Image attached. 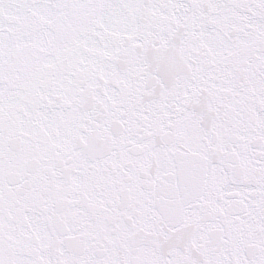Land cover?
<instances>
[{"label":"snow or ice","instance_id":"1","mask_svg":"<svg viewBox=\"0 0 264 264\" xmlns=\"http://www.w3.org/2000/svg\"><path fill=\"white\" fill-rule=\"evenodd\" d=\"M0 264H264V0H0Z\"/></svg>","mask_w":264,"mask_h":264}]
</instances>
